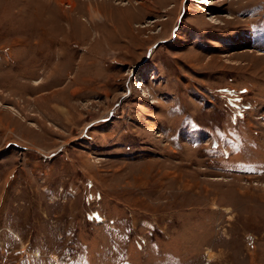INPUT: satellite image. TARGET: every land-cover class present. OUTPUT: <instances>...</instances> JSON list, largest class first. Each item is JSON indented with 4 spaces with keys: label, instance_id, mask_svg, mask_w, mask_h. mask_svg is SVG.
<instances>
[{
    "label": "rangeland",
    "instance_id": "rangeland-1",
    "mask_svg": "<svg viewBox=\"0 0 264 264\" xmlns=\"http://www.w3.org/2000/svg\"><path fill=\"white\" fill-rule=\"evenodd\" d=\"M0 264H264V0H0Z\"/></svg>",
    "mask_w": 264,
    "mask_h": 264
},
{
    "label": "bare ground",
    "instance_id": "bare-ground-1",
    "mask_svg": "<svg viewBox=\"0 0 264 264\" xmlns=\"http://www.w3.org/2000/svg\"><path fill=\"white\" fill-rule=\"evenodd\" d=\"M204 3V2H203Z\"/></svg>",
    "mask_w": 264,
    "mask_h": 264
}]
</instances>
